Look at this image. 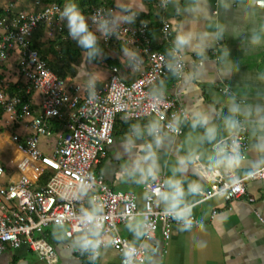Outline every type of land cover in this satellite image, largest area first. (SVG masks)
Wrapping results in <instances>:
<instances>
[{"label": "crops", "instance_id": "crops-1", "mask_svg": "<svg viewBox=\"0 0 264 264\" xmlns=\"http://www.w3.org/2000/svg\"><path fill=\"white\" fill-rule=\"evenodd\" d=\"M14 1L20 8H35V0ZM10 2L13 0H0V7L5 9ZM64 2L66 4L68 0ZM106 4L114 5V18L135 13L132 21L117 19L115 24L135 26L147 22L153 47L160 50L157 47L168 46L167 54L171 45L162 37L160 28L168 19L172 23L173 43L181 49L184 62L179 76L170 73L166 80L154 86L160 88L156 93L174 96L187 111L188 116L181 120L182 133L165 135L157 143L149 132L153 118L130 120L120 115L114 126V142L106 147L105 155L94 165V170L104 176L110 187L133 192L142 206L151 176L141 179V168L146 170L152 159L140 158L151 143L158 165L157 175L166 180L172 176L180 178L184 202L192 205V215L201 220L199 225L189 229L174 224L168 240L158 229L153 240L144 242L147 252L143 264H264V179L247 181L246 194L234 200L214 196L200 201L197 191L190 190V186L197 183L203 188L210 186L207 171L216 167L213 162L217 159V148L222 145L216 143L234 130L227 127L229 116L241 119L248 135L247 156L233 168L235 173L243 176L264 165V7L256 5L255 0H170L165 9L160 8L156 0H106ZM85 16L89 21L90 12ZM64 26L70 36L67 19ZM92 30L99 37L98 61L89 59L84 50L78 57L71 53L60 55L61 46L50 42L55 37H49L44 26L34 31L32 43L43 51L57 74L70 84L80 85L83 91L93 88L89 83L93 78L94 86L106 83L112 66L119 67L121 77L127 82L140 75L141 71L131 67V56L125 52L126 48L135 52L133 45L121 40L106 45L97 26ZM254 34L260 35V43H252ZM179 35H190V41L179 45ZM67 40L72 41L73 49L80 48L71 36ZM17 59V53H13L2 64L0 79L10 83L23 82L17 72ZM34 99L37 104V94ZM233 105L239 107L238 112H231ZM134 126H139L140 135L134 133ZM0 127V149L11 148L14 153L10 159L0 156V162L5 165L10 179L17 180L19 172L15 168V159L20 152L11 139V129L3 120ZM53 131L52 136L42 140V148L47 153L52 151L64 129L62 126ZM180 157H190L183 172L174 171ZM196 157L205 165L206 171L201 170ZM156 206L165 209L166 202L157 199ZM140 219L141 216H136L120 224V234L140 243L143 235L137 237L128 227L130 222ZM67 228V225H51L44 232L57 252L58 264H90L86 252L75 241L81 232L68 236ZM156 243L160 249L154 252L152 248ZM0 264L48 263L23 244L6 247L0 253ZM94 264H121V255L109 244L101 249Z\"/></svg>", "mask_w": 264, "mask_h": 264}, {"label": "built area", "instance_id": "built-area-1", "mask_svg": "<svg viewBox=\"0 0 264 264\" xmlns=\"http://www.w3.org/2000/svg\"><path fill=\"white\" fill-rule=\"evenodd\" d=\"M169 1L156 0V3L165 9ZM34 2L35 8L28 9L20 8L13 0L5 8L7 15L0 17V68L11 54L17 53V72L26 84V92H33L28 100H23L21 95L10 92V82L0 79V106L5 113L2 120L11 129V139L20 152L15 159V168L19 172L17 180L10 179L5 165L0 162V253L8 246L26 244L48 264H58L57 252L45 238V230L51 225H67L68 236L82 232L81 208L90 207L89 200L99 197L106 216L99 254L110 244L120 253L121 264H124V248L133 241L121 235L118 227L136 216L146 217L147 229L142 241L134 242L136 253L133 257L134 264H143L147 252L144 242L153 240L158 229L168 240L172 226L182 224L165 209L156 206L158 197L153 189L157 186L166 189V179L161 175L151 177L146 185L145 201L140 206L133 192L110 187L104 176L94 170V165L105 155L106 147L114 142V126L120 115L130 120L153 118V122L159 124L158 133H152L154 139L156 135L182 133L181 120L188 116L185 108L174 96L151 91L158 81L170 73L179 76L184 68L182 51L173 43L172 23L165 19L160 28L162 37L171 45L169 54L153 47L147 22L135 26L114 23V30L109 35L102 33L103 42L109 45L121 40L133 45L136 55L131 56L130 64L141 73L127 82L121 77L119 67L112 66L106 83L83 91L80 85L70 84L57 74L32 43V35L39 26L46 27L51 38L57 35L64 39L70 37L64 33L67 18L60 15L63 6L43 0ZM255 3L264 7V0H255ZM114 12L112 4L94 6L89 27L97 26L94 17L113 19ZM34 94L38 95L37 104ZM174 117H179L177 129L169 127ZM237 120L239 126L216 145L222 143L230 152L235 140L244 159L248 149L247 128L241 119ZM54 121L59 122L64 131L59 133L55 146L47 153L42 148V140L54 134ZM196 163L206 171L199 157H196ZM207 174L211 182L208 188L196 184L200 201L214 196L234 200L246 194L247 181L264 179V165L243 176L225 166L213 167ZM81 178L91 181L92 186L82 198H75L71 192ZM200 223L199 218L191 216V226ZM159 249L160 245L156 243L152 251ZM85 252L86 260L94 264L99 255L93 259L91 251Z\"/></svg>", "mask_w": 264, "mask_h": 264}, {"label": "clouds", "instance_id": "clouds-1", "mask_svg": "<svg viewBox=\"0 0 264 264\" xmlns=\"http://www.w3.org/2000/svg\"><path fill=\"white\" fill-rule=\"evenodd\" d=\"M121 7H124L121 5ZM62 18H67V25L69 29L70 36L77 40L78 44L81 45L87 52L88 57H93L97 55L101 49L98 44V35L89 27V23L86 19L84 12L78 6L76 0H68V2L63 7L60 12ZM135 18V13H129L127 15H121L113 19L108 17L97 16L94 19L97 21V28L105 36L109 35L113 30V25L115 20L122 19L125 21H132ZM252 43L258 44L261 41L260 35L254 34L252 36ZM190 41V35H179L177 37V42L179 45L187 44ZM125 52L130 56H135L136 53L130 49H125ZM171 67V65H170ZM90 85L94 88L95 79L89 81ZM239 111L237 105H233L231 112L236 113ZM179 124V117H174V121L169 124V127L177 129ZM226 124L229 130L235 129L239 126V121L234 118V116H229L226 118ZM133 131L136 135L141 134V129L139 126H134ZM159 124L153 122L149 126L150 133H158ZM211 133V129L208 130ZM214 139V136H210ZM161 137L156 135V142L160 143ZM131 144L132 141L130 140ZM152 159V163L148 165L147 169L141 168L142 177L145 179L147 176L153 178L156 177V168L158 167L155 159V153L152 150L151 145L147 146L146 154L140 159ZM190 157H180L179 164L174 171H186L187 165ZM242 157L239 151V146L237 141H233L231 145V151H228L226 146H219L217 148V159L213 162L214 166L224 165L227 168H236L239 166ZM139 167V164H137ZM167 188L161 189L159 186L153 189L156 196L160 201L166 202L165 211L167 214L173 216L175 219L182 222V226L185 229L191 227V216H192V205L186 204L184 202V187L180 178L172 176L169 177L166 182ZM91 181L81 178L79 185L75 190L71 192V195L75 198H82L89 189L91 188ZM190 190L195 192L197 190V185H191ZM90 207L81 208L79 214V223L83 226L84 230L75 238L77 245L84 251H91V258L95 259L99 255V248L102 243L101 229L103 228V222L106 216L103 213V205L99 201V197H92L89 200ZM147 218L140 220H135L130 222L128 227L136 233L139 237L143 235L147 229ZM136 253V247L134 242L128 243L124 248L125 261L124 264H134L133 257Z\"/></svg>", "mask_w": 264, "mask_h": 264}, {"label": "trees", "instance_id": "trees-1", "mask_svg": "<svg viewBox=\"0 0 264 264\" xmlns=\"http://www.w3.org/2000/svg\"><path fill=\"white\" fill-rule=\"evenodd\" d=\"M44 2L48 3V2H53V1L52 0H44ZM56 2L58 4H60V5H62L63 7L65 6L64 0H56ZM76 2L78 3V6L80 7V9L85 14V13L91 12V10L93 9L94 6H98V5L106 3V0H76ZM3 15H7V11L4 8L0 7V17H2ZM39 27H42V26H39ZM64 33H66V30H64ZM50 42L53 43V44H57V46H61V49L59 51L60 55H62L64 53L65 54L66 53L67 54L71 53L73 56L78 57V56L81 55L82 50L86 51L82 46H80V48L76 47L75 49H73L72 41L71 40L68 41L67 39H64L62 35H59L58 37H55V39L50 40ZM53 44H51V45H53ZM33 46L36 47L39 50L40 54L47 60V57L43 54V51H41V49L39 47H37L36 45H33ZM157 48L160 49L161 51H164V52H167V53H168V50H169L168 46H162V47H157ZM88 58L98 61V59H97L98 58V54L93 56V57H91V58L90 57H88ZM48 63L50 64L49 61H48ZM172 75H175V74L173 73ZM161 81L162 80L158 81V83H160ZM159 89H160L159 87H154V86L151 88V90L153 92H155V93L158 92ZM9 90H10L11 93L21 95L23 97V100H28V98L31 97V95L33 94V92H30V93L26 92V84L23 83V82L22 83L21 82L20 83H10V89ZM3 115H4V110L0 106V121L3 119ZM52 126H53V129L55 131L61 129V127H62V125L59 122H56V121L52 122ZM0 129H1V127H0Z\"/></svg>", "mask_w": 264, "mask_h": 264}, {"label": "rangeland", "instance_id": "rangeland-1", "mask_svg": "<svg viewBox=\"0 0 264 264\" xmlns=\"http://www.w3.org/2000/svg\"><path fill=\"white\" fill-rule=\"evenodd\" d=\"M0 156L6 159L7 158L10 159L14 156V153L11 148H4V149H0Z\"/></svg>", "mask_w": 264, "mask_h": 264}]
</instances>
